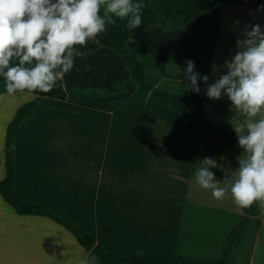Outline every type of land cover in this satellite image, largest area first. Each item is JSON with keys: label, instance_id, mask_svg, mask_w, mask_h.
<instances>
[{"label": "crops", "instance_id": "1", "mask_svg": "<svg viewBox=\"0 0 264 264\" xmlns=\"http://www.w3.org/2000/svg\"><path fill=\"white\" fill-rule=\"evenodd\" d=\"M180 28L165 33L155 25L133 33L127 45L139 54H153L164 78L188 85L185 59L179 75L165 71L175 48L171 42L154 48L135 38L152 30L173 37L184 32ZM75 47L87 54L74 58L73 68L62 77L65 85L110 90L98 101L135 93L126 65L113 50L96 38ZM207 75L209 84L220 76ZM122 80L125 88L119 90L116 84ZM198 83L201 91H190L192 106L215 124L213 118L221 115L218 100L206 95L202 79ZM32 98L25 92L0 94V179L5 177L7 124ZM213 145L225 149L238 143L221 146L197 135L175 107L148 94L104 108L77 99L45 98L15 132L14 188L25 201L61 210L111 253L208 258L242 214L230 193L217 200L195 181L204 157L217 161L219 167L211 171L221 186L236 169L229 158L220 161L227 154ZM263 225L264 209L248 264H264ZM90 258L62 225L46 216L17 214L0 195V264H81Z\"/></svg>", "mask_w": 264, "mask_h": 264}, {"label": "clouds", "instance_id": "2", "mask_svg": "<svg viewBox=\"0 0 264 264\" xmlns=\"http://www.w3.org/2000/svg\"><path fill=\"white\" fill-rule=\"evenodd\" d=\"M144 7L137 0H0V76L7 94L52 91L73 68L74 58L87 54L76 45L105 33L117 18L127 19V28L136 30L142 25ZM241 36L235 55L220 66L227 71L213 83H208L207 74L201 77L194 71V61H186L185 88L199 93L202 79L210 99L227 96L233 110L246 117L233 125L243 155L237 158L238 167L224 177L223 186L211 171L219 167L211 157L199 160L195 181L217 200L230 193L241 208L256 202L264 207V30L259 24H246ZM220 68L214 65L213 71ZM96 260L93 255L81 264Z\"/></svg>", "mask_w": 264, "mask_h": 264}, {"label": "trees", "instance_id": "3", "mask_svg": "<svg viewBox=\"0 0 264 264\" xmlns=\"http://www.w3.org/2000/svg\"><path fill=\"white\" fill-rule=\"evenodd\" d=\"M144 4L142 10V25L136 30L127 28V19H116L115 25H108L107 31L96 37L104 46L113 50L126 65L135 86V93L120 100L98 101L97 97L110 94L108 89L77 88L65 85L62 79L50 92H33V98L21 104L6 127L3 146L5 177L0 179V195L17 214L46 216L67 229L85 249L90 257H97L101 264H234L233 253L249 237L247 257L250 254L254 235L261 225L263 207L259 202L249 208H241L236 225L229 231L225 244L217 258H193L180 254L171 259L156 256H124L107 251L101 244L86 232L83 227L69 219L56 207L23 200L15 191L14 135L20 123L45 99H77L99 108L115 107L137 98L141 94L158 102L170 104L181 113L192 130L197 135L221 146H233L238 143L234 128L216 126L208 122L192 106L190 90L187 85L175 79L164 78L154 66L153 54H139L127 45L135 32L160 25L163 30L170 31L176 27L187 28L191 21L201 12L213 9L219 4L233 3L248 5L260 9L264 0H137ZM102 14V12H101ZM18 62V61H15ZM184 63L183 49L173 48L169 51L165 71L171 76L181 73ZM119 90H124L125 80L116 84ZM7 93L3 76H0V94ZM25 93H29L25 91ZM247 240V241H248ZM244 264H248L246 259Z\"/></svg>", "mask_w": 264, "mask_h": 264}, {"label": "rangeland", "instance_id": "4", "mask_svg": "<svg viewBox=\"0 0 264 264\" xmlns=\"http://www.w3.org/2000/svg\"><path fill=\"white\" fill-rule=\"evenodd\" d=\"M246 24H259L262 30H264V12L248 5L223 3L211 10L199 13L187 28H180V30L186 33L180 32L178 35L170 33L174 35L171 37L169 34L161 35L160 33H156L155 30H152L147 34H142L135 38L142 42L144 41L143 45L147 47L152 46L154 48L158 45L163 47L171 42L169 45L170 47L183 49L185 61H194V71L199 73L201 77L208 73L215 78L227 71L226 68H220V66L224 65L227 60H230L235 55L238 50L236 41L237 39L243 38L241 36V31ZM177 29H179V27L170 30V32ZM249 30H251V27H249ZM214 65L220 68V71L214 72ZM217 104L220 107L221 115L214 117L213 121L215 124H212L220 127L234 128L233 125L243 123L246 119L242 113L233 110L231 101L227 96L218 99ZM259 118L258 116L255 119ZM217 148H220L217 152L227 154L222 157L220 160L221 162H224L225 158H229L230 161H234L236 168L238 167L237 158L243 155V150L239 145L225 149L219 146H217ZM261 232L264 235V225ZM225 237L226 234L224 238L220 240V248H218V250H215V248L210 249L208 258L219 257L221 252L220 249L225 244ZM248 239L249 237L246 235L243 244L233 253L232 258L235 264L245 263L247 259L246 251L250 243Z\"/></svg>", "mask_w": 264, "mask_h": 264}]
</instances>
